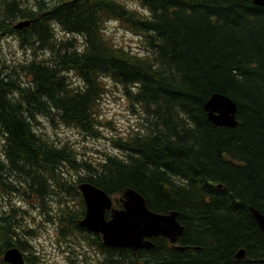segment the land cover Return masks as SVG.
Wrapping results in <instances>:
<instances>
[{
	"label": "trees",
	"instance_id": "obj_1",
	"mask_svg": "<svg viewBox=\"0 0 264 264\" xmlns=\"http://www.w3.org/2000/svg\"><path fill=\"white\" fill-rule=\"evenodd\" d=\"M138 1L148 16L118 0H57L40 12L22 0H0V46L3 36L15 35L50 51L22 65L29 83L0 67V184L43 201L55 187L79 197L77 212L60 200V233L68 222L93 236L109 264H263L264 234L250 207L264 214V7L253 0ZM18 20L31 23L18 29ZM109 20L140 37L148 54L110 41L103 31ZM52 25L69 38L55 35ZM104 79L130 87L145 122L114 141L118 153L95 164L80 161L40 125L44 117L99 136ZM216 92L237 103L236 128L209 120L204 104ZM71 171L84 172L78 183L110 195L132 187L153 211L177 210L185 226L179 243L190 248L177 249L164 237L150 249L104 245L77 224L85 204ZM16 212L0 205V264H9L8 248H31L34 230ZM242 248L245 257L237 259ZM24 255L26 264L34 262Z\"/></svg>",
	"mask_w": 264,
	"mask_h": 264
},
{
	"label": "rangeland",
	"instance_id": "obj_2",
	"mask_svg": "<svg viewBox=\"0 0 264 264\" xmlns=\"http://www.w3.org/2000/svg\"><path fill=\"white\" fill-rule=\"evenodd\" d=\"M56 1L22 0V5L24 8L40 12ZM118 1L138 14L148 16V10H145L138 0ZM20 21L22 20L16 21V24ZM52 27L58 37L69 38L57 25ZM103 31L114 44L141 56L148 54L140 37L125 29L119 22L107 21ZM78 42H82L80 37ZM49 57L50 51L44 49L41 42L32 46L27 42L22 43L15 35H5L1 38L0 67L5 65L7 67L5 70L12 73L18 81L29 83L30 80V76L22 70L23 64ZM68 75L75 87L79 85L75 74L68 73ZM103 86L104 93L98 103L97 115L99 120L97 130L101 133L99 136L86 133L74 125L53 124L44 117L41 118V131L47 132L56 143L71 145L80 161L88 160L97 164L106 154L118 153L114 148V141L120 137H127L134 131L132 129L138 126L142 128L145 122V112L136 102L133 92L129 90L130 87H124L109 79H104ZM64 171L67 173L66 168ZM71 173L72 181H75L78 187L79 178L84 177L85 174L81 172L79 176L75 171ZM52 190V194L45 196L43 201L35 193L23 194L21 191H12L7 185L0 184L2 209L15 207L18 221L34 230V234L27 238L31 245L30 250L23 251L25 254H31L34 261L32 264H109L107 257L92 243L93 236L88 237L84 232L74 229L68 222L64 223L65 230L60 233V223L56 215L60 200L64 204L69 203L75 212L80 210L81 201L79 197L64 192L58 193V187ZM120 196L115 194L112 198L118 201ZM47 210L51 213V217L45 212Z\"/></svg>",
	"mask_w": 264,
	"mask_h": 264
},
{
	"label": "water",
	"instance_id": "obj_3",
	"mask_svg": "<svg viewBox=\"0 0 264 264\" xmlns=\"http://www.w3.org/2000/svg\"><path fill=\"white\" fill-rule=\"evenodd\" d=\"M256 5L264 7V0H253ZM30 21H20L15 27L20 29L30 25ZM208 118L216 126L236 128L238 124L237 103L228 95L216 92L204 104ZM84 204L85 215L77 220V224L87 231L99 235L104 245L129 248L150 249L154 247V239L164 237L171 246L185 250L188 246L179 243L185 233V226L178 219L177 210L161 213L151 210L145 197L132 187L122 191L119 198L121 207H115V200L102 188L90 182L78 184ZM251 213L264 234V214L253 206ZM241 249L235 257L245 255ZM3 259L9 264H26L24 252L18 247L8 248ZM264 264V258L261 259Z\"/></svg>",
	"mask_w": 264,
	"mask_h": 264
},
{
	"label": "bare ground",
	"instance_id": "obj_4",
	"mask_svg": "<svg viewBox=\"0 0 264 264\" xmlns=\"http://www.w3.org/2000/svg\"><path fill=\"white\" fill-rule=\"evenodd\" d=\"M188 247H189V246H188ZM189 248H190V247H189ZM242 249H244V248H242ZM240 250H241V249H240ZM240 250H239V251H240ZM244 250H245V249H244ZM239 251H238V252H239ZM245 251H246V250H245ZM238 252H237V253H238ZM237 253H236V254H237ZM245 253H246V252H245ZM244 257H245V255H244ZM244 257H243V258H240V259H244ZM237 259H238V258H237Z\"/></svg>",
	"mask_w": 264,
	"mask_h": 264
}]
</instances>
